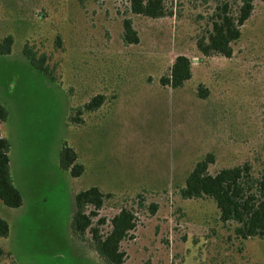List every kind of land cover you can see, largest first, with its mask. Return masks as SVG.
Masks as SVG:
<instances>
[{"label":"rangeland","instance_id":"1","mask_svg":"<svg viewBox=\"0 0 264 264\" xmlns=\"http://www.w3.org/2000/svg\"><path fill=\"white\" fill-rule=\"evenodd\" d=\"M160 1L165 15L152 19L130 13L129 0H0V41H13L0 54V134L22 197L18 208L0 202L9 228L0 264H106L89 232L81 242L70 229L75 195L90 187L107 195L91 225L103 236L121 209L134 215L124 264H264V237L239 238L211 199L179 195L207 155L210 175L247 166L249 184L264 177V0H252L229 59L197 43L223 7L236 17L240 0ZM125 19L135 45L122 41ZM24 47L45 57L50 80ZM177 56L191 61V79L172 90L159 80ZM97 95L103 106L77 115ZM63 144L84 168L79 178L59 169Z\"/></svg>","mask_w":264,"mask_h":264},{"label":"trees","instance_id":"2","mask_svg":"<svg viewBox=\"0 0 264 264\" xmlns=\"http://www.w3.org/2000/svg\"><path fill=\"white\" fill-rule=\"evenodd\" d=\"M238 15L232 17L223 7L221 15L212 22L211 33L207 41L197 43V48L204 56L218 54L224 58H231V44L240 36V27L248 20L253 9L252 0H240ZM130 13L137 16L158 19L165 15L160 0H129ZM122 41L125 45L138 43V36L133 29L130 19L122 22ZM12 37L6 36L0 41V54L9 55L12 47ZM23 56L30 66L50 80V75L44 66L45 57L39 58L23 48ZM191 79V61L185 56H177L171 66L170 74L160 78V85L172 90L181 89ZM199 97L204 98L207 91L199 89ZM105 100L102 95L93 97L89 102L77 109V115L92 113L99 110ZM8 113L0 104V125L7 120ZM10 143L0 134V202L8 208H18L22 205V197L14 186L9 168ZM213 156L207 155L195 162L188 173L184 185L180 187L179 195L182 199L209 198L219 212V220L223 223L235 222V234L242 239L264 237V177L253 185L247 180L249 169L247 166L226 168L214 175L207 172L212 164ZM59 169L68 172L72 178H79L84 168L77 162V154L63 144L58 159ZM107 195L98 187H90L75 195V212L71 220L70 229L73 238L85 242V234L90 233L91 241L88 246L106 264H124V253L120 250L121 242L128 233L135 228V218L131 211L121 209L110 219V230L103 236L97 228H91L92 218L102 207ZM92 211L86 212V207ZM98 225L104 224V219L98 220ZM8 224L0 218V239L8 235ZM4 251L0 247V259Z\"/></svg>","mask_w":264,"mask_h":264},{"label":"crops","instance_id":"3","mask_svg":"<svg viewBox=\"0 0 264 264\" xmlns=\"http://www.w3.org/2000/svg\"><path fill=\"white\" fill-rule=\"evenodd\" d=\"M2 136V135H1ZM3 137V136H2ZM9 168H10V162H9ZM11 178H12V176H11ZM13 180V179H12ZM14 184V183H13Z\"/></svg>","mask_w":264,"mask_h":264}]
</instances>
